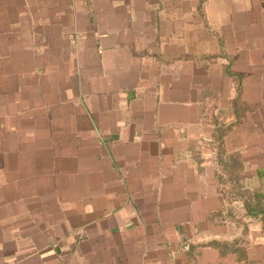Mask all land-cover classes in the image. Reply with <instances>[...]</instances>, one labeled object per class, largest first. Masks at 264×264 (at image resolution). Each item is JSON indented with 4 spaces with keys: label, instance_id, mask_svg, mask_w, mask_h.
<instances>
[{
    "label": "crops",
    "instance_id": "0c3cea01",
    "mask_svg": "<svg viewBox=\"0 0 264 264\" xmlns=\"http://www.w3.org/2000/svg\"><path fill=\"white\" fill-rule=\"evenodd\" d=\"M220 125L264 196V0H0V264H264Z\"/></svg>",
    "mask_w": 264,
    "mask_h": 264
},
{
    "label": "trees",
    "instance_id": "16d2710c",
    "mask_svg": "<svg viewBox=\"0 0 264 264\" xmlns=\"http://www.w3.org/2000/svg\"><path fill=\"white\" fill-rule=\"evenodd\" d=\"M226 128L227 127L224 125H220L218 128V131L220 132L216 143L217 163L219 167L218 176L228 177V180L231 183L230 193L234 196H239L244 200L246 214L260 219L264 231V196L246 188L244 184V175L240 173V171L238 172L234 170V168L241 162L239 154L235 152L226 154L224 150L221 149L223 145L221 134L225 132Z\"/></svg>",
    "mask_w": 264,
    "mask_h": 264
}]
</instances>
